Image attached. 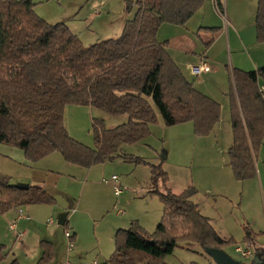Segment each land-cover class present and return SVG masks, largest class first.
<instances>
[{
	"label": "trees",
	"instance_id": "obj_1",
	"mask_svg": "<svg viewBox=\"0 0 264 264\" xmlns=\"http://www.w3.org/2000/svg\"><path fill=\"white\" fill-rule=\"evenodd\" d=\"M223 1L216 0L219 9ZM205 2L138 0L137 12L120 37L85 46L67 25L39 16L32 0H0V143L20 148L32 162L60 152L68 163L87 169L116 158L152 166L150 192L164 205L155 232L133 221L128 229L117 231L111 256L93 264H168L166 256L180 242L203 250L235 242L223 237L193 200L195 187L180 193L161 190L160 180L165 187L168 175L160 165L122 154L124 146L149 136L159 115L167 126L192 121L200 136L210 135L220 122L221 104L195 87L171 57L168 41L158 40L163 24L186 26ZM255 21L257 40L264 43V0H258ZM231 79L233 144L228 155L236 179L245 181L257 174L255 160L264 139V66L254 71L234 68ZM68 105L128 120L107 128L103 120L93 118L91 147L69 133L64 120ZM56 203L42 185L23 189L0 173V216L19 206ZM245 229V243L264 261V245L256 241L261 234ZM41 246L37 264L51 263L53 245L43 241ZM5 249L0 246V263L8 258ZM9 264L20 263L13 259Z\"/></svg>",
	"mask_w": 264,
	"mask_h": 264
},
{
	"label": "rangeland",
	"instance_id": "obj_2",
	"mask_svg": "<svg viewBox=\"0 0 264 264\" xmlns=\"http://www.w3.org/2000/svg\"><path fill=\"white\" fill-rule=\"evenodd\" d=\"M32 1L36 3L35 10L39 16L52 24L67 25L80 37L85 46L120 37L125 24L134 18L138 9V0ZM223 2V9L216 7L214 0L205 2L204 18L200 23L204 24L202 26L217 27L220 32H225L231 21L238 23V27L248 32H251V26L255 28L254 25L248 24L251 22V10H243L237 0ZM190 35L200 40L197 34L192 32ZM238 39L242 46L246 44L244 59L251 61V63L247 61L249 67L242 70L254 71L262 68L264 59L258 65L257 61L253 62L250 57V54L255 57V44L251 45L248 38L241 41V36H238ZM252 39L255 40V35ZM200 45L206 51V46L202 42ZM257 45L256 48L264 52V43L259 42ZM234 48L240 49L239 44H235ZM235 49H231L227 40L217 42L208 58L212 71L191 79L200 91L215 98L224 106H222L225 110L222 111L221 120L211 135H197L192 121L167 126L159 115V123L151 125L149 136L138 143L126 145L122 154L142 157L150 164L160 165L162 171L168 175L165 187L160 180L161 190H166L168 187L173 192L180 193L189 186L195 187L198 194L193 200L200 205L206 216L212 218L214 226L223 237L228 240L234 239L236 242L226 245L224 249L232 257L247 263L250 259L242 258L236 252V244H245L246 227L255 229L257 231L255 233L264 231V195L255 182L245 180L246 182H239L241 185L239 187L232 185L231 180H228L229 177L224 178L225 170L220 169L224 167L232 171L228 151L233 144V129L228 94L232 83L231 70L237 67L235 64L232 65L233 59L235 60L238 55ZM183 69L185 70L184 65ZM93 118L103 120L107 128L117 127L128 120V116H113L89 106L66 107L64 120L69 133L76 140L91 147L95 145ZM1 145L0 173L8 175L14 184L24 183L43 187L44 184L46 186L48 184L49 187L56 186L61 191L55 194L57 203L46 206L47 208L44 209L47 210L34 209L32 205L31 208L27 207L38 218L39 224L37 231L34 226H29L30 222L23 221L20 224L19 231L26 228L30 232L25 244L32 249L38 243L39 236L53 235L57 229L64 230V226L57 222L58 215L62 212H68L72 220L78 221L79 226L78 224L76 226L80 235L84 236L82 247L76 251L75 242L74 249L67 252L64 243L60 242L53 264H67V262L93 264L96 259L100 263L115 250L117 229L114 231L112 228H128L134 220L138 221L147 232L154 233L162 220L164 205L158 194L150 192L153 190V169L149 164H137L116 158L113 161L96 164L93 169L92 167L87 169L68 163L60 152H54L37 162H32L20 148L3 143ZM261 159L264 161V151ZM74 168L76 169L73 170ZM114 174L119 176L124 186L119 203L113 189L115 182H106V180L110 181ZM87 181L90 182L88 186ZM229 186L234 190H229ZM211 190L215 191L214 196L210 194ZM233 203L236 207L232 206ZM24 209L26 210V207ZM119 209L125 211L124 216L117 213ZM15 215L16 212L12 211L8 214V218L12 219ZM87 215L93 220L86 218ZM131 216L133 219H130ZM51 217L55 223L49 225L48 220ZM253 220H255V228H253ZM13 232L9 228L6 216H1L0 243H6L8 250L13 246ZM260 236L264 241V233ZM77 252H81L82 255H78ZM12 257L11 253L8 260ZM20 258L28 260L26 254H22ZM165 260L168 264H217L202 248L188 247L183 242H180L173 254L166 256ZM31 262L34 260L31 259Z\"/></svg>",
	"mask_w": 264,
	"mask_h": 264
},
{
	"label": "crops",
	"instance_id": "obj_3",
	"mask_svg": "<svg viewBox=\"0 0 264 264\" xmlns=\"http://www.w3.org/2000/svg\"><path fill=\"white\" fill-rule=\"evenodd\" d=\"M235 1V0H234ZM238 5L241 7H243V10H251V22H248L249 25H254L255 28H253V26H251L250 31H245V29H241V27H238V23H233V22H229V26L227 27V30L224 32H220V29L217 27H211V26H202L204 24H200L202 21L201 19L204 18V7L187 23L186 26H177V25H173V24H168L165 23L163 24L159 31H158V40L160 42H164V41H168L167 44V50L169 51L171 57L173 58V60L177 63V65L179 66V68L182 70V72L184 73V75L191 81L193 82L191 79L195 76H201L205 73H210L212 71L210 64L208 63V58L210 57V55L212 54L217 42L221 41V40H227V43L229 42L231 49H235L234 46L235 44H239L240 49H235V51L237 52V58L234 60L233 59V64L232 65H236L239 69H246L247 65H250L248 62L251 63V61L249 59H247V61L244 59V54H245V46L246 44H244L243 46L240 43V40L238 39V36H241V41H245L246 38L249 39V42L251 45L255 46V57H253L250 54L251 60L253 62L257 61V64L260 65L259 63H261L260 61L264 59V52L260 51L259 49H257L256 47L258 46L257 43V28H256V13H257V7H258V0H237ZM207 3V0H206ZM215 6L216 5V0H214ZM206 5V4H205ZM36 7V6H35ZM218 9V8H217ZM200 21V22H199ZM250 21V19H249ZM205 22V21H204ZM196 23H197V28H196ZM212 28H215L214 30ZM197 30V31H196ZM242 30L247 34H245L244 32H242ZM197 34L198 35V39H195L194 37H192L190 34L191 33ZM213 34V35H212ZM208 35V37H207ZM253 35H255V40L253 41ZM246 36V37H245ZM200 42L199 44L197 42ZM201 42L203 43L204 46H206V51H204L202 49V46L200 45ZM234 42V43H233ZM201 46V50L200 52L197 54L198 49ZM243 47V48H242ZM191 59V60H189ZM202 63L207 64L210 67V71L208 72H204L201 75H195L192 72V66H197V65H201ZM183 65L185 67V70L183 69ZM233 67V66H232ZM237 67H233L237 68ZM195 85V84H194ZM196 87V86H195ZM197 88V87H196ZM200 89V88H198ZM219 102V101H218ZM231 102V101H230ZM221 104V103H220ZM226 105V104H225ZM223 104H221V108ZM70 107V106H69ZM88 107V106H87ZM91 108V107H90ZM225 109H222V111L224 112ZM231 110V109H230ZM221 117H222V112H221ZM211 135V134H210ZM1 143H0V147H1ZM125 147V146H124ZM264 151V139H263V143L262 145L259 147L258 149V155L257 158L255 160V165H256V171L257 174L255 177L246 180L247 182H255V184H257L258 188H261L263 195H264V161L261 159L262 158V153ZM126 155V153L124 154ZM225 161H226V157H225ZM230 162V159H229ZM231 166V163H230ZM72 168V167H71ZM76 168H74L73 170H75ZM83 169V168H82ZM93 169V167H92ZM91 169V170H92ZM221 170H225L223 172L224 178H228L229 177V181L232 182V185H235L237 187L241 186L239 185V182L242 181H238L234 175L232 166H231V170L229 169H224V167L220 168ZM80 170V169H79ZM227 170V171H226ZM79 172V171H77ZM82 172V171H81ZM115 175V174H114ZM118 176V175H117ZM119 177V176H118ZM120 179V178H119ZM245 181V182H246ZM89 181H87V186L89 185ZM111 183V182H110ZM119 184L121 185V187L123 188V183L121 182V179L119 180ZM225 185V183H223ZM252 184V183H251ZM254 184V183H253ZM229 185V183L227 184ZM256 186V185H255ZM44 188L55 197V194L57 192H61L60 190H58L55 187H49L48 184L46 186V184H44ZM114 189V186H113ZM210 189V188H209ZM229 190L233 191L234 189H231V186L228 187ZM85 191V190H84ZM83 191V194H84ZM124 191V188H123ZM114 194H115V190H114ZM123 194V193H122ZM210 194L212 196H214L215 191H210ZM116 195V194H115ZM96 196V195H95ZM117 196V195H116ZM122 196V195H120ZM120 196H117V202L119 203V199ZM83 199L81 198V204H82ZM217 202V200H216ZM116 205V204H115ZM34 207V209L40 208V210H47L44 208H47L46 206H50L47 204H35L32 205ZM56 206V205H55ZM233 207H236V205L234 206V203L232 205ZM20 207V206H19ZM22 207H26V210L29 214V216L31 217L30 220L24 219V220H20L18 223V232L21 233L23 236L21 239H18L16 237L15 232H13V246L11 247V250H8V246L6 243L1 242L0 246H5L6 249L4 250V253H8V258L6 261L0 263V264H9L13 259H17L19 261L20 264H36L37 261L42 257L43 254V250H42V246L41 243L43 241L51 243L53 245L54 248V252H55V258L57 257V253L59 251V246H60V242L64 243V246H66V249L68 250V241L67 238L65 236V232L67 230H71L72 233L74 234V240L76 242V251L78 249H80L83 245L84 242V236L83 234L80 235V231L78 230L76 224H78V221L75 219H71L69 217L68 214V226L66 227L64 225V230L59 231L58 229L54 232L53 235L48 234L47 236H39L38 239V243L35 245L34 248L31 249L30 246H28L27 244H25L26 239H28L30 232L28 229H23L21 231H19V226L20 224L24 221V222H30L31 225L29 226H34L36 228V231L38 230V218L34 216V214H32L27 207L31 208V206L27 205V206H22ZM54 207V206H53ZM18 208V207H17ZM17 208H13L11 210H9L8 212H6L4 215L1 216H6L7 220H8V225L10 224V219L8 218V214L10 212H16ZM41 212V211H40ZM119 215H125V211L119 209L117 212ZM243 213H245V210H243ZM0 216V217H1ZM220 216V215H219ZM130 217V216H129ZM209 217V216H208ZM52 218V217H51ZM73 218V217H72ZM89 220H93L90 219L87 215V217ZM130 219H133L132 216ZM129 219V220H130ZM212 219V218H211ZM134 221V220H133ZM132 221V222H133ZM254 222H252L253 224V228H255V220H253ZM58 222V220H57ZM131 222V223H132ZM47 223V222H46ZM79 226V224H78ZM131 226V224H130ZM129 226V227H130ZM125 227V226H124ZM128 227V228H129ZM125 228V229H128ZM114 231L117 229V231L119 230V228H112ZM123 229V228H121ZM254 231H256L255 229H253ZM116 231V232H117ZM262 231V230H261ZM257 232V231H256ZM264 233V231L260 232V234ZM116 235V234H115ZM59 237H61V239H59ZM257 244L258 245H264V241L262 240V237L259 236L257 238ZM25 248H22V247ZM16 249V250H15ZM12 251V252H11ZM75 251V250H74ZM73 251V253H74ZM69 252V251H67ZM13 254V257L11 260L9 259V255ZM22 254H26L28 260H21V255ZM78 255H82L81 252H77ZM111 256V255H110ZM109 256V257H110ZM80 257V256H79ZM109 257H107L106 259H108ZM31 259L34 260V262H31ZM81 259V258H80ZM56 260V259H55ZM53 260L51 263L49 264H53L54 261ZM36 261V262H35ZM103 262V261H102ZM93 263H99V260H94ZM71 264V263H70ZM80 264H83L80 263Z\"/></svg>",
	"mask_w": 264,
	"mask_h": 264
},
{
	"label": "built area",
	"instance_id": "obj_4",
	"mask_svg": "<svg viewBox=\"0 0 264 264\" xmlns=\"http://www.w3.org/2000/svg\"><path fill=\"white\" fill-rule=\"evenodd\" d=\"M208 71H210V67L205 63H202L201 65H197V66H192V72L195 75H201L202 73ZM261 91L264 93V84L261 86ZM113 181L115 182L114 184L115 194L117 196L122 195L124 191L121 185L119 184V177L117 175H113L110 181L106 180V182H113ZM24 219L30 220L31 217L29 216L28 212L24 209V207L20 206L16 209V215L12 219H10V224H9L10 230H13L15 232L16 237L18 239H21L23 236L21 233L18 232V223L20 220H24ZM48 223L49 225L53 224L55 223V220L53 218H50L48 220ZM65 236L68 241V251L71 252L75 247L74 234L72 233L71 230H67L65 232ZM236 252L240 254L242 258L250 259V261L247 263L253 262L255 258L254 249L249 243L238 244L236 246ZM67 264H70V262H67Z\"/></svg>",
	"mask_w": 264,
	"mask_h": 264
},
{
	"label": "water",
	"instance_id": "obj_5",
	"mask_svg": "<svg viewBox=\"0 0 264 264\" xmlns=\"http://www.w3.org/2000/svg\"><path fill=\"white\" fill-rule=\"evenodd\" d=\"M18 187L23 189H29L30 184L19 183ZM68 212H62L58 215L59 225L64 226L67 222ZM205 251L212 257L217 264H263L264 261L258 255L255 256L253 262L244 263L234 257H232L225 249L208 247Z\"/></svg>",
	"mask_w": 264,
	"mask_h": 264
}]
</instances>
